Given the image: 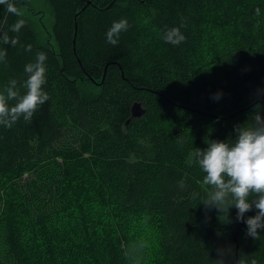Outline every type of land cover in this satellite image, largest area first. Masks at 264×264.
Returning <instances> with one entry per match:
<instances>
[{
    "label": "trees",
    "instance_id": "obj_1",
    "mask_svg": "<svg viewBox=\"0 0 264 264\" xmlns=\"http://www.w3.org/2000/svg\"><path fill=\"white\" fill-rule=\"evenodd\" d=\"M48 1L56 47L38 42L28 22L19 39L30 53L0 42L22 94L25 65L46 53L50 97L31 123L0 126V264H129L120 237L100 239L87 223L94 221L71 212L92 199L141 226L136 264H215L217 249L227 248L226 264H264V230L259 240L243 222L237 232L235 207L230 224L216 209L206 212L209 188L189 156L235 139L234 126L256 104L264 116V97L256 101L264 93V0ZM122 18L129 28L113 46L106 33ZM16 20L0 5V32L15 36ZM181 24L186 40L164 43L163 31ZM83 83L97 92L84 95ZM135 101L145 110L138 117ZM60 228L69 234L42 240Z\"/></svg>",
    "mask_w": 264,
    "mask_h": 264
},
{
    "label": "clouds",
    "instance_id": "obj_2",
    "mask_svg": "<svg viewBox=\"0 0 264 264\" xmlns=\"http://www.w3.org/2000/svg\"><path fill=\"white\" fill-rule=\"evenodd\" d=\"M0 5L6 11L17 17L23 12L16 6L14 0H0ZM260 9H256L259 14ZM147 22V21H146ZM25 26L24 19H18L9 29L15 36L8 32H0V42L16 47L19 45L25 52H31L32 46L20 42L19 33ZM169 28L162 33V40L166 44L179 46L186 40L181 28ZM129 22L126 18L113 21L106 33L107 43L116 46L122 32L127 31ZM6 50H0V61H5ZM47 55L37 52L33 62L24 67L26 79L21 87L25 89L22 94L18 81L12 79L0 91V126L11 129L21 118L26 123H31L34 114L50 99L43 90L46 79ZM259 94V90H258ZM222 93H216L213 99L219 100ZM235 139L225 141H209L206 149L193 148L190 152V162L194 161L204 173L202 183L209 190L200 204L204 205L206 212L216 209L221 215L218 219L224 224L232 223L229 210L237 209L236 221L246 224V235L259 240L260 231L264 230V116L261 115V105L256 104L249 119L243 124L234 126ZM178 143L183 144L182 138ZM255 209L256 214L245 219V214ZM233 254L232 248L217 249L218 259L215 264H226L225 257ZM236 264H249L241 257ZM250 264H257L255 258Z\"/></svg>",
    "mask_w": 264,
    "mask_h": 264
},
{
    "label": "rangeland",
    "instance_id": "obj_3",
    "mask_svg": "<svg viewBox=\"0 0 264 264\" xmlns=\"http://www.w3.org/2000/svg\"><path fill=\"white\" fill-rule=\"evenodd\" d=\"M19 9L23 12V16L17 17L18 19H24L25 22H28L31 28L34 30L36 34V39L40 43H47L50 46H55L53 36H52V29H53V22H54V11L53 7L48 0H21ZM16 20V21H17ZM10 81V73L6 67L4 61H0V91L4 89V87ZM82 87V93L86 96H91L95 94L98 90L95 84H86ZM210 132L216 130V121L212 120L209 124ZM3 200V199H0ZM81 208L76 207L77 211L73 208H70L71 212H74L76 216L78 213L85 215L86 218L91 219L95 222V224H91L87 222L91 231L100 239H109L120 237L121 245L127 255H130L131 258L129 264H136L139 260L136 257L137 255L134 253V245L135 243L133 240L135 239V235L141 232L140 225H135L131 227L130 224L133 222L129 220L130 218H121L117 216L111 209H107L102 206L99 202L92 199L91 202L82 201L80 203ZM67 216L70 217V212H67ZM65 220L59 222H55L54 226L64 225V222H68V218L64 217ZM69 229L60 228L57 231H52L46 234H42V240H45V236L52 237L54 234L62 235V238L69 234ZM76 232V231H73ZM137 242H140V239H137ZM140 244L145 246L144 242L141 241ZM53 250L54 248H58L56 242L50 246ZM130 252V253H129ZM146 255V254H145ZM143 256V258L145 257ZM78 254L74 255L72 258L76 260ZM79 257V256H78ZM78 259V258H77ZM132 262V263H131ZM78 263V262H77Z\"/></svg>",
    "mask_w": 264,
    "mask_h": 264
},
{
    "label": "water",
    "instance_id": "obj_4",
    "mask_svg": "<svg viewBox=\"0 0 264 264\" xmlns=\"http://www.w3.org/2000/svg\"><path fill=\"white\" fill-rule=\"evenodd\" d=\"M92 1L91 0H87L86 1V4L84 6H86L87 4L91 3ZM76 29H77V23H76ZM264 97V93H262L260 95V97L256 100L258 101L259 99L263 98ZM255 101V102H256ZM145 112L143 106H142V103L141 102H138V101H135L133 104H132V107H131V116L132 117H138V116H141L143 113ZM242 222L240 221L239 223V227H238V231L239 232V228L241 226Z\"/></svg>",
    "mask_w": 264,
    "mask_h": 264
}]
</instances>
